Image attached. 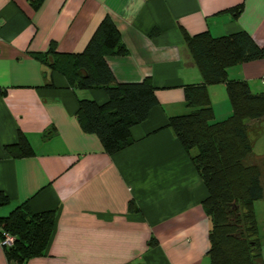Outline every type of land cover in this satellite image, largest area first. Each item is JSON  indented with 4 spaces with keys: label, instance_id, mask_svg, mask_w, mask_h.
<instances>
[{
    "label": "crops",
    "instance_id": "0c3cea01",
    "mask_svg": "<svg viewBox=\"0 0 264 264\" xmlns=\"http://www.w3.org/2000/svg\"><path fill=\"white\" fill-rule=\"evenodd\" d=\"M106 17L128 50L107 58L115 81L150 78L158 102L131 128L133 144L113 155L75 116L79 100L102 105L105 92L75 89L36 58L51 47L83 52ZM240 31L264 48V0H0V192L9 199L0 219L25 203L55 212L45 255L26 264L209 263L207 191L166 124L191 111L183 87L202 82L186 38ZM227 77L264 93V57ZM207 90L214 121L226 119L225 85ZM20 134L34 154L14 159L4 147ZM0 264H10L1 246Z\"/></svg>",
    "mask_w": 264,
    "mask_h": 264
},
{
    "label": "trees",
    "instance_id": "16d2710c",
    "mask_svg": "<svg viewBox=\"0 0 264 264\" xmlns=\"http://www.w3.org/2000/svg\"><path fill=\"white\" fill-rule=\"evenodd\" d=\"M33 1L38 5L42 0ZM186 45L202 82L183 87L191 111L169 117L166 126L190 157L207 191L202 208L210 222L208 264H256L260 257L253 204L263 197V188L259 168L246 165L245 160L252 151L247 124L264 119V93L253 94L247 82L228 79L227 69L262 59L264 48L243 31L219 38L204 32L187 37ZM127 54L117 28L106 17L83 52L57 53L51 47L48 54L36 56L73 88L105 92L107 101L102 105L79 100L75 116L80 129L95 135L109 155L133 144L131 128L144 122L158 104L150 78L135 83L115 81L107 58ZM218 84L225 85L231 113L217 122L207 87ZM4 150L14 159L34 154L21 134L17 143ZM8 203L0 192V207ZM54 224L55 212L33 213L26 203L0 219V230L14 237L13 244L3 248L7 262L26 264L44 256Z\"/></svg>",
    "mask_w": 264,
    "mask_h": 264
},
{
    "label": "rangeland",
    "instance_id": "374dc122",
    "mask_svg": "<svg viewBox=\"0 0 264 264\" xmlns=\"http://www.w3.org/2000/svg\"><path fill=\"white\" fill-rule=\"evenodd\" d=\"M247 135L252 144V151L245 160L246 165H255L260 170L261 186L263 188V197L255 201L253 209L256 222V237L259 242V259L256 264H264V119L261 121L249 122ZM210 228V227H209Z\"/></svg>",
    "mask_w": 264,
    "mask_h": 264
},
{
    "label": "built area",
    "instance_id": "2783aa9c",
    "mask_svg": "<svg viewBox=\"0 0 264 264\" xmlns=\"http://www.w3.org/2000/svg\"><path fill=\"white\" fill-rule=\"evenodd\" d=\"M14 237L0 230V246L9 247L13 244Z\"/></svg>",
    "mask_w": 264,
    "mask_h": 264
}]
</instances>
